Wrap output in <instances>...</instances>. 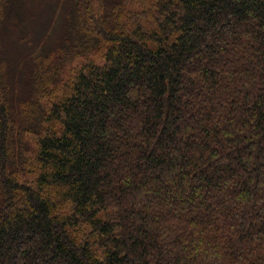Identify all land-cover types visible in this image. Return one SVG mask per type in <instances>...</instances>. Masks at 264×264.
Wrapping results in <instances>:
<instances>
[{
    "label": "trees",
    "instance_id": "1",
    "mask_svg": "<svg viewBox=\"0 0 264 264\" xmlns=\"http://www.w3.org/2000/svg\"><path fill=\"white\" fill-rule=\"evenodd\" d=\"M90 1L32 182L0 76V264H264V0Z\"/></svg>",
    "mask_w": 264,
    "mask_h": 264
},
{
    "label": "rangeland",
    "instance_id": "2",
    "mask_svg": "<svg viewBox=\"0 0 264 264\" xmlns=\"http://www.w3.org/2000/svg\"><path fill=\"white\" fill-rule=\"evenodd\" d=\"M96 4L97 0L89 2L93 9ZM72 5L73 0H12L2 20L0 58L4 68H0V76L10 84L4 100L10 113L23 128L17 137L21 149L17 163L26 167L27 159L29 164L30 170L24 182H32L39 176L41 164L37 158L38 140L44 133H48V129H55L54 122L44 121L39 131L32 130V124L38 123L43 116L36 115L33 123L25 116L30 112L34 114L38 108L37 100L44 109L45 104L48 111L52 109L56 100L70 91L83 66L91 62L97 65L105 63V51L98 48L93 51L86 49L83 55L77 57L67 55L64 45L70 24L66 23L69 19L66 11ZM61 47L65 49L61 50ZM51 72V81L41 79ZM40 81L41 87L38 85ZM39 90L46 93L40 96ZM31 101L35 105L33 110H29L33 106ZM44 129L46 131L40 133Z\"/></svg>",
    "mask_w": 264,
    "mask_h": 264
}]
</instances>
